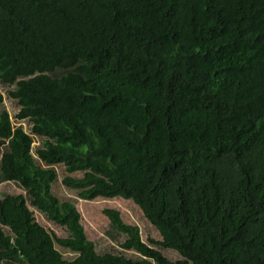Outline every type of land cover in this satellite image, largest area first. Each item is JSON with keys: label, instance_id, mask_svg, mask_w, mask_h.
<instances>
[{"label": "trees", "instance_id": "trees-1", "mask_svg": "<svg viewBox=\"0 0 264 264\" xmlns=\"http://www.w3.org/2000/svg\"><path fill=\"white\" fill-rule=\"evenodd\" d=\"M5 183L0 264H264V0H0ZM116 198L161 239L105 209L89 240Z\"/></svg>", "mask_w": 264, "mask_h": 264}, {"label": "rangeland", "instance_id": "rangeland-1", "mask_svg": "<svg viewBox=\"0 0 264 264\" xmlns=\"http://www.w3.org/2000/svg\"><path fill=\"white\" fill-rule=\"evenodd\" d=\"M7 105L12 112V117L14 119V115L19 111L16 103L10 98L7 99ZM23 126L26 130L29 128L28 123H23ZM38 143V142H37ZM59 170L60 177L65 176V173L62 169ZM56 190V188H55ZM0 193H13V194H21L23 191L17 188L13 184L5 183L0 184ZM66 197H73L70 192H67ZM78 209L81 213V221L84 227L85 233L89 240L96 241L97 243L101 242L102 247H111L113 242L106 238L105 231L108 229L110 225V221L107 216L103 215L102 211L105 209H114L120 212L122 219L131 225H138L141 229L143 240L146 241L147 238H151L154 240H160L161 237L154 227H152L145 219L143 212L141 209L132 201L126 200L123 198H116L113 200H105L100 199L91 202H78ZM36 220L44 226L48 231L54 233L58 238H67L69 236L68 231L65 227L58 226L52 222H50L47 216L44 213H41L34 208ZM56 249L60 250L63 256L66 259L73 260L76 258V254L71 253V251L60 247L56 244ZM165 256L168 258H175L176 254L171 249L164 250Z\"/></svg>", "mask_w": 264, "mask_h": 264}]
</instances>
